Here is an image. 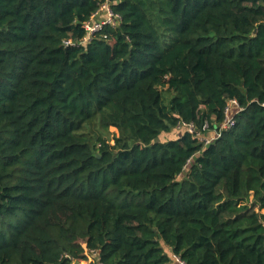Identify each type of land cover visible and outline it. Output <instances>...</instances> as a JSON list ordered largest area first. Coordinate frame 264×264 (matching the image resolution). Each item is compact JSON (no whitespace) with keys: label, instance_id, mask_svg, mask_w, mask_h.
Returning a JSON list of instances; mask_svg holds the SVG:
<instances>
[{"label":"trees","instance_id":"obj_1","mask_svg":"<svg viewBox=\"0 0 264 264\" xmlns=\"http://www.w3.org/2000/svg\"><path fill=\"white\" fill-rule=\"evenodd\" d=\"M176 257L264 264V0H0V264Z\"/></svg>","mask_w":264,"mask_h":264},{"label":"built area","instance_id":"obj_2","mask_svg":"<svg viewBox=\"0 0 264 264\" xmlns=\"http://www.w3.org/2000/svg\"><path fill=\"white\" fill-rule=\"evenodd\" d=\"M109 5V6H108ZM106 12V18L98 21V22H87L84 27L87 31V36L83 39V42H87L90 41L92 39V37L99 31H101L105 26L107 25H112V26H116L118 24V21L120 19V16L118 14H115L113 12V10L110 7V3H106L101 7L100 12ZM99 12V13H100ZM98 13V14H99ZM97 14V15H98ZM96 15V16H97ZM95 16V17H96ZM65 45L69 46V45H73V41L72 40H67L65 41ZM243 110V108L240 106L239 102L234 99V100H230L228 102L227 108L225 110V119L224 122L217 128L216 130V135L213 137H210L209 135H207L206 132H201L198 131L197 127L194 124H181L178 129L180 130H184L187 131L193 135H195V137L203 142L205 145H209L211 144L216 138L220 137L222 132L225 130H229L232 127L235 126L236 124V115L239 114L241 111ZM209 123L206 122L205 125L203 126V131H209ZM88 256L90 257V259L93 258L92 262L95 260V258L98 256L97 252L94 251H90L89 253L87 252ZM177 261L180 264H185L180 258L176 257Z\"/></svg>","mask_w":264,"mask_h":264},{"label":"crops","instance_id":"obj_3","mask_svg":"<svg viewBox=\"0 0 264 264\" xmlns=\"http://www.w3.org/2000/svg\"><path fill=\"white\" fill-rule=\"evenodd\" d=\"M104 18H106V14H105V12H100L96 17H95V19H97V21H99L100 19H104ZM181 132L179 131V134H180Z\"/></svg>","mask_w":264,"mask_h":264},{"label":"rangeland","instance_id":"obj_4","mask_svg":"<svg viewBox=\"0 0 264 264\" xmlns=\"http://www.w3.org/2000/svg\"><path fill=\"white\" fill-rule=\"evenodd\" d=\"M108 6H109V5H108ZM103 12H104V11H103ZM100 20H102V19H100ZM100 20H99V21H100ZM93 21H95V20H93ZM96 22H98V21L96 20ZM112 130H113L114 132H116L115 129H112ZM179 131L182 132L183 130L178 129V130H177V133H175V134L178 135V134H179ZM171 135H172V134H171ZM166 136H170V135H166ZM170 137H175L174 133H173V136H170ZM170 137H169V138H170ZM95 259H96V258H95ZM92 260H93V258L90 259V262H92ZM88 263H89V262H88Z\"/></svg>","mask_w":264,"mask_h":264}]
</instances>
